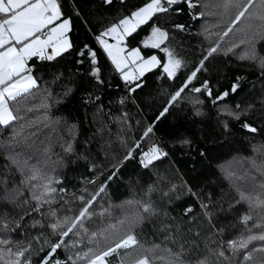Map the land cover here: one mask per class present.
<instances>
[{"label":"trees","instance_id":"obj_1","mask_svg":"<svg viewBox=\"0 0 264 264\" xmlns=\"http://www.w3.org/2000/svg\"><path fill=\"white\" fill-rule=\"evenodd\" d=\"M58 2L71 19L72 47L53 61H30L40 87L19 106L23 118L15 127L0 126V217L21 224L8 235L24 244L31 241L33 249L38 247L33 238L41 232L57 239L50 221L30 212L36 205L30 185L37 181L27 177L35 166L41 175L62 181L54 185L57 189H66L52 205L58 216L77 215L83 204L76 197L96 194L94 214L85 222L89 232L107 229L113 241L128 232L135 236L134 248L119 250L109 258L111 264H134L143 256L149 264H171L177 256L185 264H264V251H256L264 249V241H249L236 251L227 243L264 233V208L241 199L264 200V10L254 4L251 18L246 14L228 36L223 32L235 9L225 10L224 0H193L195 8L181 2L153 17L154 26L168 32L166 46L182 63L171 78L162 67L146 72L137 81L142 86L130 93L134 85L121 78L97 37L149 0ZM149 24L127 37L124 46L167 63L159 49L143 48ZM85 46L96 53V64ZM212 47L217 51L209 55ZM80 51L86 55L79 56ZM97 67L103 84L92 74ZM198 67L192 83L161 116ZM205 81L211 97L203 89ZM234 84L239 87L232 92ZM193 87L202 90L196 93ZM224 92L228 95L217 100ZM154 147L167 155L146 168L143 154ZM46 210L47 205L41 209ZM246 214L252 216L247 225L241 223ZM36 219L45 227H33ZM220 249L226 259L217 256ZM248 252L252 259L245 261ZM46 253L47 247L33 254L32 264H40ZM57 256L64 260L68 253L58 250Z\"/></svg>","mask_w":264,"mask_h":264},{"label":"snow or ice","instance_id":"obj_2","mask_svg":"<svg viewBox=\"0 0 264 264\" xmlns=\"http://www.w3.org/2000/svg\"><path fill=\"white\" fill-rule=\"evenodd\" d=\"M104 2L111 4L113 0H104ZM181 2L186 3L189 8L197 7L193 0H149L144 6L133 11L130 16H124L118 22L111 24L97 37L116 69L122 74L124 81L127 84L134 85L129 88L130 93L136 92L137 88L142 86L137 81L140 77H143L145 72L156 67H162V71L171 78L181 66L182 61L175 58L173 50L166 46V41L169 38L168 32L161 26H154L155 21L153 20V17L168 13L173 10V6ZM257 3L260 9L264 10V0H224V9H235V16L230 20V26L223 32V35L228 36L234 27L246 17V14L248 18H251L252 13L249 12V9ZM175 10L179 11V9ZM261 18L264 19V16ZM150 21L153 23L149 24ZM145 24H149L151 35L143 41V48L159 49L166 54L167 63L162 64V61L156 55L145 58L140 48L128 49L124 46L125 38L133 35L140 26ZM175 27L183 30L184 26L175 25ZM70 31L71 19L64 17L58 0H0V126L15 127L16 122L23 118L19 114V106L23 101L34 96L35 90L40 87L38 78L33 75L34 68L30 66V61L34 59L40 62L53 61L63 53L68 52L72 47L68 36ZM103 37L114 38L116 44L109 45ZM85 47L87 54L91 56V63L96 64V53L88 49L87 46ZM216 51L217 48L212 47L209 55ZM78 55L84 57L86 52L80 51ZM126 68L128 71H125ZM199 71L200 67L193 71L185 84L172 95L169 105L163 109L161 116L167 113L168 107L181 97L185 88H188V85L192 83ZM92 74L97 77L98 83H104L103 79L100 78L98 67L94 69ZM238 87V84H234L232 92H235ZM203 89L211 97L212 91L208 87L207 81L204 82ZM201 90L200 87L191 89L196 93L201 92ZM227 95L228 92H224L216 99H223ZM199 102L197 101V103ZM229 114L239 118L236 113ZM243 127L251 132L257 131L247 124ZM151 131L152 128L149 127L145 135ZM16 135H19V133H16ZM185 143L188 142L185 141ZM137 147H139V144H137ZM66 150L70 151V146H67ZM166 155L167 153L159 147H154L149 152L144 153L141 163L147 168L153 160ZM127 158H131V152ZM27 179L37 181V183L30 185L31 198L36 202L35 207L30 209V212H35L39 216L48 219L50 221L48 227L57 239L55 241L49 240L41 232L33 238L38 244V247L33 249L31 241L24 244L21 241L13 240L8 235V233L21 228L19 222L0 217V264H32V255L44 251L45 247H47V253L41 259L40 264H111L109 258L114 254L119 255V250L134 248L137 244V240L131 232L114 241L105 235L107 229L89 232L85 222L94 214V210L90 211V209H92L96 194H88L87 198L85 194L79 195L76 198L82 202L83 207L78 214L71 217H60L57 215L59 210L52 207V205L63 199L62 194L66 192V189H57L54 186L62 183V181L52 175H41L35 166H32L31 174ZM99 191H104L103 185L100 186ZM241 199L247 200L253 207L258 205L264 208V200L258 196L242 195ZM46 205L47 210L42 212L41 209ZM143 210L149 212L150 208L144 206ZM187 211L191 212L192 209L189 208ZM251 219L252 216L246 214L241 218V223L247 225ZM32 226H39L41 229L45 227L40 219L34 220ZM257 239L264 241V233L229 240L227 243L230 249L236 251L237 249L247 248L249 241ZM58 250L67 252V258L64 260L59 259L57 256ZM256 251H264V249H256ZM216 254L218 257L226 259L222 249L218 250ZM251 259V252L243 256L245 261ZM134 264H149L148 257L143 256L136 259ZM171 264H185V261L177 256Z\"/></svg>","mask_w":264,"mask_h":264},{"label":"rangeland","instance_id":"obj_3","mask_svg":"<svg viewBox=\"0 0 264 264\" xmlns=\"http://www.w3.org/2000/svg\"><path fill=\"white\" fill-rule=\"evenodd\" d=\"M150 35H151V33L149 34V36H150ZM149 36H148V37H149ZM148 37H147V38H148ZM147 38H146V39H147ZM104 40H106L107 43H108L109 45H111L110 42H109L107 39H104ZM100 45H101V44H100ZM101 46H102V45H101ZM102 49H103V51L105 52V54L107 55L108 59L112 62L111 58L108 56V54H107V52L104 50V47H103V46H102ZM154 55H156V54H154ZM156 56H157V58L159 59V56H158V55H156ZM148 57H150V56H148ZM148 57H146V58H148ZM112 65L114 66L115 70L120 74L121 78L123 79L122 74L116 69L115 65H114L113 63H112ZM153 69H155V68H153ZM153 69H152V70H153ZM125 71H128V69L126 68ZM147 72H148V71H147ZM145 73H146V72H145ZM123 80H124V79H123Z\"/></svg>","mask_w":264,"mask_h":264},{"label":"crops","instance_id":"obj_4","mask_svg":"<svg viewBox=\"0 0 264 264\" xmlns=\"http://www.w3.org/2000/svg\"><path fill=\"white\" fill-rule=\"evenodd\" d=\"M150 33H151V31H150ZM126 38H125V40H126ZM103 39H107L110 42L111 45L116 44V40L114 38H112V37H103ZM99 45H100V42H99ZM100 47L102 48L101 45H100Z\"/></svg>","mask_w":264,"mask_h":264},{"label":"built area","instance_id":"obj_5","mask_svg":"<svg viewBox=\"0 0 264 264\" xmlns=\"http://www.w3.org/2000/svg\"><path fill=\"white\" fill-rule=\"evenodd\" d=\"M157 142L159 143V141H157ZM151 149H152V148H149L147 152H149ZM162 151H163V149H162ZM143 156H144V154H143Z\"/></svg>","mask_w":264,"mask_h":264}]
</instances>
